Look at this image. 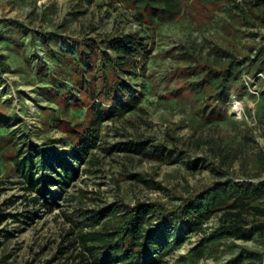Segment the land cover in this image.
<instances>
[{"label":"rangeland","instance_id":"1","mask_svg":"<svg viewBox=\"0 0 264 264\" xmlns=\"http://www.w3.org/2000/svg\"><path fill=\"white\" fill-rule=\"evenodd\" d=\"M253 1L184 0L177 19L158 27L141 23L133 7L120 0H0V26L14 24L26 36L19 45L0 41V57L10 68L4 72L0 67V113L19 116L0 119V136L15 138L21 159L34 157L37 162L32 171L29 163L15 170L10 161L16 151L0 149V264H77L82 255L90 261L88 248L102 246L96 238L107 232L115 238L137 206L173 208L182 196L218 181L219 167L241 178L261 175L254 180H264V76L245 72L248 93L234 88L232 100L210 120L195 112L201 103L189 88L199 62L219 64L222 51L244 63L258 58L264 28L251 16ZM42 33L59 35L65 42L144 38L148 52L137 59L140 69L124 75L136 95L142 94L141 102L119 117H102L87 144L75 147L74 134L92 120V100L82 99L83 109L77 112L73 104L65 107L62 97L43 89L38 74L50 68L51 80L57 68L49 64L41 43L30 44L32 36ZM38 60L46 61L42 69ZM133 74H138L136 80ZM61 87L73 91L71 83ZM239 104L240 113L235 111ZM164 145L165 159L142 153V148L153 153ZM47 159L48 169L40 173L36 168ZM58 160L71 165L72 172L65 173ZM21 214L27 219L13 217ZM149 218L148 227L159 223L153 214ZM218 225L216 216L205 227ZM208 234L188 233L162 264H230L243 249L264 251L256 238L239 242L241 248L222 244L199 254Z\"/></svg>","mask_w":264,"mask_h":264},{"label":"trees","instance_id":"2","mask_svg":"<svg viewBox=\"0 0 264 264\" xmlns=\"http://www.w3.org/2000/svg\"><path fill=\"white\" fill-rule=\"evenodd\" d=\"M120 1L133 7L136 11V18L141 23H150L159 27V25L177 19L182 12L184 0ZM250 13L254 20H257L264 28V0L251 2ZM13 26L16 25L0 26V41L7 46L19 45L26 41L24 32L14 29ZM143 39L136 35L85 38L79 41L68 39L66 40L70 45L68 48L64 47L66 42L59 35L42 33L30 39V44L34 47L38 43L43 45L49 64H54L57 68L54 72L55 77L51 80H48L47 72L50 68L38 74V78L45 84L43 89L47 94L59 95L65 107L69 103L73 104L77 112L83 109L79 104L82 99L85 101L89 96L92 100L90 106L92 120L88 125H83L85 128L74 134L71 142L75 147L87 144L93 137L92 127L97 121L103 120L102 117H119L123 112L129 111L141 102L142 94L136 95L132 87L133 83H128L124 75L131 71L136 73L140 69L137 59L148 52V44L142 42ZM26 48L27 46L23 48L24 51ZM222 52L219 64L215 61H207L203 64L199 62L200 70L195 74L197 77L189 81L192 95L198 103H201L195 108V112L204 115L207 120H210L222 108L221 105L232 100L234 88H238L245 94L248 93L247 85L243 80L245 72L252 77H256L257 74L264 76V46L258 52L256 63L254 60L244 63L233 54ZM45 62L38 60L40 68L44 67ZM0 67L4 72L10 71L2 57H0ZM141 70L145 75L148 70L147 65ZM133 75L136 80L138 74ZM44 76L48 78L44 79ZM66 83H71L72 92L68 87H61ZM127 95L130 97L126 101L123 98ZM105 104H109V108H104ZM14 115L19 118L16 112ZM14 115L12 112L0 113V119H10ZM14 139L1 134L0 149L16 151V155L11 156L10 161L13 169L26 168L29 163L32 171L34 166H37L35 158L21 159V150L16 147ZM32 147L37 146L32 145ZM142 149L145 155L165 159L167 146H159L157 151L151 152L152 154L148 153L146 148ZM43 161L42 167L36 168L40 173L48 169L49 160ZM59 165L65 173L72 172L71 165L68 166L65 162ZM196 165L197 162H193V167ZM218 172L221 175L218 181L197 189L185 197L182 196L181 204L173 208H167L165 205L141 204L137 206L135 213L117 228L115 238H109L110 233L108 232L101 233L103 236L96 239L102 242V246L88 248L92 253V259L89 261L86 255H82L77 264H162L168 251L180 248L183 238L188 233H209L208 237L201 242L202 248H199V254H203L208 248L210 251H216L222 244L241 248L239 242H249L256 238H260L264 244V180L259 182L254 180L261 178V175L241 178L226 172L222 167L218 168ZM30 182H33L32 178ZM44 195L46 196V192ZM50 197L49 201H52L54 196ZM49 201L46 205H52L48 204ZM38 202L39 199L35 198L34 203ZM150 214H153L159 221L154 227H148L153 220L149 218ZM113 215L117 216V210L113 212ZM216 216L219 225L214 228L205 227ZM2 217L3 215L0 214V223ZM13 217L17 221L27 219L26 214H21L19 217L13 215ZM34 218L36 214H33L30 220ZM91 220L93 221V218ZM97 234H87L83 238ZM1 246L2 242H0ZM230 264H264V251L243 249Z\"/></svg>","mask_w":264,"mask_h":264},{"label":"bare ground","instance_id":"3","mask_svg":"<svg viewBox=\"0 0 264 264\" xmlns=\"http://www.w3.org/2000/svg\"><path fill=\"white\" fill-rule=\"evenodd\" d=\"M240 104H239V106L236 108V110L235 111H237L238 113H240Z\"/></svg>","mask_w":264,"mask_h":264}]
</instances>
